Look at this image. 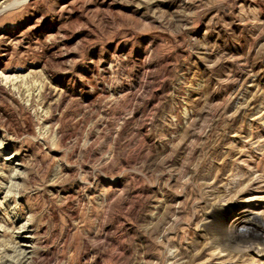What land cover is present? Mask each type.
<instances>
[{
  "label": "rangeland",
  "instance_id": "obj_1",
  "mask_svg": "<svg viewBox=\"0 0 264 264\" xmlns=\"http://www.w3.org/2000/svg\"><path fill=\"white\" fill-rule=\"evenodd\" d=\"M249 222L264 0H0V264H233Z\"/></svg>",
  "mask_w": 264,
  "mask_h": 264
},
{
  "label": "bare ground",
  "instance_id": "obj_2",
  "mask_svg": "<svg viewBox=\"0 0 264 264\" xmlns=\"http://www.w3.org/2000/svg\"><path fill=\"white\" fill-rule=\"evenodd\" d=\"M208 213H207V218H206L207 222H206V224H204L209 229V231H207V232L212 233L214 237L219 238L218 234H222L221 233L222 231L220 229L221 227L218 225V217H219L220 211L216 210V208L214 207L211 210V212H208ZM250 223L251 222L246 224L244 227L236 228V231H232V233L230 232L228 235L226 234L227 236L225 237V239H227L229 241L233 240L234 242L238 243V245L241 246V249H242L241 254L236 255V250H235V248H237V246H235L236 244H228L227 246L225 245L224 247H220V248H218L217 246L216 247L214 246L215 248L211 247V249L216 250L215 252L219 251V253L217 255H219V254L221 255L223 253H226V254L228 253L227 256L230 257V261H232L233 264L234 263L235 264L236 263L242 264V260H244L246 258V253H248V251H250L251 249H254V248L258 249V250L260 249V251H262V254L264 255V232L258 226H253V224L250 225ZM208 229H206V230H208ZM261 232H263V233H261ZM212 234H210V235H212ZM27 243H29V241H27L25 244H27ZM219 246H220V244H219ZM202 251L204 253V250H202ZM26 254H27V252H26ZM197 254H199V253H197ZM192 255H194V254H192ZM172 260H174V259L172 258ZM177 260L180 261V260H182V258L180 257V259H177Z\"/></svg>",
  "mask_w": 264,
  "mask_h": 264
}]
</instances>
